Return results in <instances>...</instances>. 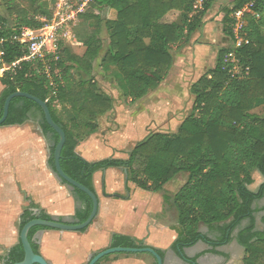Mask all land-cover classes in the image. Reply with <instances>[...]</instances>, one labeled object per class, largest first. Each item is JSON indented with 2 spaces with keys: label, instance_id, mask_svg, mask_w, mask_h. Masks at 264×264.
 <instances>
[{
  "label": "trees",
  "instance_id": "obj_1",
  "mask_svg": "<svg viewBox=\"0 0 264 264\" xmlns=\"http://www.w3.org/2000/svg\"><path fill=\"white\" fill-rule=\"evenodd\" d=\"M217 1L203 0L202 8L196 10L197 0H91L86 12L79 15L81 23L91 31L76 34L77 42L87 49L84 56L65 51V57H60L57 62L53 57L49 58L51 68L62 72V80L56 79L60 83L57 97L51 96V80L44 74V64L21 61L27 50L17 43L6 42L2 46L4 55L0 70L19 63L6 70L0 79L4 86L0 96V119L6 99L17 92L47 102L55 122L67 136L61 157L63 171L94 193V175L110 168L128 171L127 193L131 191L129 183L147 192H162L166 185L183 175L186 182L173 197V206L178 212V239L173 249L184 258V250L199 242L213 249L230 244L239 230L236 239L245 249L244 264H264V231L257 230L256 222V214L261 211L255 208V204L264 199V182L256 192L251 190L255 183L253 170L264 179V117L252 113L264 106V0H235L231 8L223 9V33L231 45L219 52L216 67L209 75L191 87L192 114L181 124L176 135L150 134L137 144L128 160L109 158L88 162L76 151L81 142L98 130L99 118L111 111L113 104L94 81L89 85L80 81L77 86L72 72L92 76L94 63L101 58L103 68H117L124 82L125 96L141 99L167 76L173 65L172 46L201 30ZM251 3L258 18L247 17L246 32L250 44L236 52L242 69L248 68L250 73L244 78H234L224 64L235 43L232 15ZM174 13L177 17L169 21L168 17ZM0 23L7 25L5 34H1L6 38L22 27L41 29L46 25L27 16L11 23L2 14ZM67 100L76 116L70 127L55 113L57 105ZM33 109L42 114L44 135L53 136L50 163L55 168L54 153L60 137L47 124L42 109L34 101L14 98L4 126L25 124ZM62 183L67 185L65 181ZM74 195L85 206L77 212L76 221L84 223L92 212V200L78 189L74 190ZM116 198L123 197L117 195ZM164 199L170 203L167 195ZM25 200L28 206L21 216L20 231L34 219L54 220L43 211L35 213L34 210H39L36 205L29 197ZM245 221L248 224L243 226ZM201 225L207 226L217 238L202 234L199 231ZM41 229L47 228L35 227L29 232V241L36 254L40 253L33 238ZM111 246L147 247L124 235H114ZM156 251L164 258L162 251ZM24 258L20 242L10 250L5 262L16 264Z\"/></svg>",
  "mask_w": 264,
  "mask_h": 264
},
{
  "label": "crops",
  "instance_id": "obj_2",
  "mask_svg": "<svg viewBox=\"0 0 264 264\" xmlns=\"http://www.w3.org/2000/svg\"><path fill=\"white\" fill-rule=\"evenodd\" d=\"M4 72L0 70V79ZM3 90L0 82V96ZM117 111V103H114L112 110L99 118L98 130L77 147V153L86 161L129 159L137 146L135 142L132 148L131 129L121 133L117 121L118 131L116 126L114 129L107 127V119L114 117ZM55 113L67 126H71L76 118L68 100L58 104ZM53 145V136L43 133L42 114L37 109L31 111L29 120L21 126L0 127V191L16 190L22 197L19 211L12 220L14 226L28 206L25 197H29L39 209L34 210L35 213L43 211L59 222L79 224L76 214L85 206L75 197L74 190L55 174L50 163ZM185 180L182 175L168 185L184 183ZM93 181L100 206L98 216L88 229L63 232L47 228L35 233L33 243L50 264H88L93 256L112 248L114 235L129 236L162 251L164 264H193L187 260H196L194 264H244L245 249L236 239L239 230L230 244L213 249L199 242L184 250V258L173 249L178 239V216L175 208L164 199V195H169L168 185L162 192L151 193L129 183L131 191L127 193V174L118 168L97 172ZM117 195L123 198H116ZM247 224L245 221L243 226ZM12 225L6 233H0V240L10 249L17 245L16 237L21 232ZM199 231L211 239L217 238V235L208 233L209 228L205 225H201ZM99 264H156V260L148 254L120 253L105 257Z\"/></svg>",
  "mask_w": 264,
  "mask_h": 264
},
{
  "label": "rangeland",
  "instance_id": "obj_3",
  "mask_svg": "<svg viewBox=\"0 0 264 264\" xmlns=\"http://www.w3.org/2000/svg\"><path fill=\"white\" fill-rule=\"evenodd\" d=\"M86 1L68 0L73 11H78ZM234 1L218 0L205 18V26L192 36L172 46L173 65L167 76L160 85L141 99L132 100L125 96L122 90L124 82L118 75L117 68L114 66L103 68L101 58L95 61L92 76H80L77 72H72L77 86L80 81H85L88 85L94 81L97 88L112 101L113 105L117 103L118 111L114 117L109 116L107 127L114 129L116 126V131H118V122L121 126V133L131 129L133 134L131 132L129 134H132L131 139L134 141L132 148L135 142L138 144L153 133L176 135L181 124L192 114L194 97L190 93L191 87L202 77L209 75L216 67L219 52L231 45L230 40L223 33V9L231 8ZM64 2V0H0V14L9 19L11 23L19 17L27 16L36 22L52 24L54 14L63 7ZM64 14L69 15V13ZM176 17L177 13H174L168 19L171 21ZM89 30L91 31L89 27L81 23L79 15L60 28L58 31L60 57H65V51L83 57L87 49L77 42L76 34ZM102 37L107 38L106 34ZM241 68L239 67L237 73L242 72ZM78 89L80 87H77ZM252 113L264 117V106L255 109ZM252 174L255 183L251 190L256 192L264 179L255 170ZM185 182L167 186L169 193L167 197L171 199L169 204L172 207H174V195L180 191ZM21 198L16 190L0 191V233H6L11 227L12 220L22 204ZM255 208L261 211L256 214V222L257 230L262 231L264 230L262 220L264 199L256 203ZM176 213L178 216L177 210ZM12 226L20 231L21 219L16 221L15 226ZM208 233L211 234L210 230ZM16 243L17 245L20 243V233L16 237ZM10 250L9 246L0 240V264H6L5 260Z\"/></svg>",
  "mask_w": 264,
  "mask_h": 264
},
{
  "label": "built area",
  "instance_id": "obj_4",
  "mask_svg": "<svg viewBox=\"0 0 264 264\" xmlns=\"http://www.w3.org/2000/svg\"><path fill=\"white\" fill-rule=\"evenodd\" d=\"M63 7L60 8L55 14L52 24H46L41 29H32L28 27H22L17 33L10 35L8 38L2 36L7 30V25L0 23V62H2L3 50L2 46L7 42L17 43L21 47L27 50V55L21 61H40L44 64V74L51 80L50 87L52 89V97H57L59 94L60 83L56 82V79L62 80V72L56 68L53 70L50 64V57L57 62L60 59V50L58 45V31L67 22L74 20L78 15L83 14L88 9V5L91 0H87L83 3L78 11L71 10L68 0H64ZM203 0H197L195 9L202 8ZM253 3L247 4L242 9L236 11L232 15L234 21L233 35L235 43L232 45V50L226 55L224 59L225 69L229 71V74L234 78H244L248 76L250 71L247 68L245 71L241 68V73H237L240 65V60L237 58V50L250 44L246 28L248 27V16L251 15L254 18H258V15L253 12ZM87 8V9H86ZM69 13L68 16L67 14ZM2 34V35H1ZM231 62V63H230ZM19 62L14 64L15 67ZM12 67H5L3 71L9 70Z\"/></svg>",
  "mask_w": 264,
  "mask_h": 264
},
{
  "label": "water",
  "instance_id": "obj_5",
  "mask_svg": "<svg viewBox=\"0 0 264 264\" xmlns=\"http://www.w3.org/2000/svg\"><path fill=\"white\" fill-rule=\"evenodd\" d=\"M26 98L31 101H34L43 111L45 121L47 124L59 135L60 141L58 145L56 146L55 153H54V159H55V174L59 178L60 181H65L69 187L73 190L78 189L88 195L90 199L92 200V212L89 216V218L84 222L80 224H67L63 222H59L58 220L54 219L52 221H47L43 219H34L30 222H28L23 229L20 232V242L24 248L25 252V258L22 262L16 263V264H50L41 254H36L32 243L29 241V232L31 229L35 227H42V228H49V229H54L58 231H63V232H81L86 229H88L93 222L95 221L96 217L98 216L99 213V198L98 195L94 192H92L90 189L87 187L83 186L79 182L75 181L71 177H69L62 168L61 165V157H62V151L64 149L67 136L65 131L63 130L62 127H60L54 120L53 115L51 113V110L48 106L47 102H44L40 100L37 97H34L28 93H22V92H17L11 96H9L6 99L5 105H4V112L3 116L0 119V127H4L5 122L7 121L9 117V112H10V105L11 102L14 98ZM105 172V170H103ZM125 173L128 174V171L125 170ZM120 253H127V254H148L151 255L152 257L155 258L157 264H164V259L157 253L156 249L152 247H144V248H122V247H117V248H109L106 249L97 255L93 256L88 264H98L102 259L109 255L113 254H120Z\"/></svg>",
  "mask_w": 264,
  "mask_h": 264
}]
</instances>
